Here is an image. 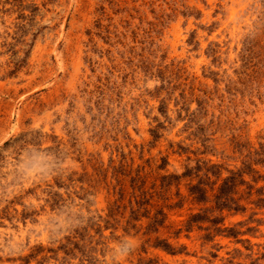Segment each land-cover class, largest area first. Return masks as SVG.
Instances as JSON below:
<instances>
[{"label": "rangeland", "instance_id": "1", "mask_svg": "<svg viewBox=\"0 0 264 264\" xmlns=\"http://www.w3.org/2000/svg\"><path fill=\"white\" fill-rule=\"evenodd\" d=\"M0 264H264V0H0Z\"/></svg>", "mask_w": 264, "mask_h": 264}, {"label": "trees", "instance_id": "2", "mask_svg": "<svg viewBox=\"0 0 264 264\" xmlns=\"http://www.w3.org/2000/svg\"><path fill=\"white\" fill-rule=\"evenodd\" d=\"M183 176H191V174H184ZM241 177V173L239 172H232V174L227 177L222 186L219 189V193L215 196V203L216 209L223 210V209H236L237 211L239 208H232V204H234V200L230 197V193H232V190L240 183H242L239 179ZM179 178L176 175H169L164 176L162 178V188H166L167 186L171 185V183H164L167 180H175ZM137 181V180H136ZM205 183L202 178L199 179L197 184H192L189 187V195L192 197L194 202L198 204H204L208 202L207 197V190L205 188ZM142 201H139L138 203L142 206L148 202V199L146 198L148 195V192H142ZM160 197L162 194H158ZM258 202H263L262 199L258 200ZM213 209H201L200 213L194 214L190 217V219L187 222V227L190 229L193 227L194 224L197 223H203L206 221H209L212 224V231L215 233H222L227 230H221L220 228L216 227L220 223V219L218 218H210L211 212ZM135 213V212H133ZM137 213V212H136ZM163 214L162 210L158 211L156 216L153 219V222L151 223L150 229L156 228V226L163 223V219H159V216ZM138 215V214H137ZM211 228V227H210ZM229 231V230H228ZM231 231V230H230ZM156 246H160L164 248L165 250L169 252H173L174 249L166 242H158Z\"/></svg>", "mask_w": 264, "mask_h": 264}]
</instances>
